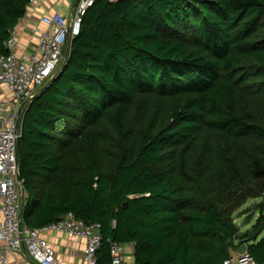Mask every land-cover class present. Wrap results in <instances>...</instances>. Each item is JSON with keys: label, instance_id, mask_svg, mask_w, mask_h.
Returning <instances> with one entry per match:
<instances>
[{"label": "trees", "instance_id": "16d2710c", "mask_svg": "<svg viewBox=\"0 0 264 264\" xmlns=\"http://www.w3.org/2000/svg\"><path fill=\"white\" fill-rule=\"evenodd\" d=\"M27 1L0 0V55ZM16 149L22 221L99 224L95 264L108 239L134 264H222L237 242L264 264V0H95Z\"/></svg>", "mask_w": 264, "mask_h": 264}, {"label": "built area", "instance_id": "2783aa9c", "mask_svg": "<svg viewBox=\"0 0 264 264\" xmlns=\"http://www.w3.org/2000/svg\"><path fill=\"white\" fill-rule=\"evenodd\" d=\"M38 0H28L27 5ZM95 0H78L75 7L63 16L55 12L41 17L45 29L38 35L33 54L15 56L12 46L16 30H10L4 42L7 54L0 55V84L10 94V100L0 101V264H12L11 254L25 250L36 264H62L54 250L43 237L45 231H55L67 237L84 241L82 259L85 264L96 263V251L102 243L99 224H84L67 214L62 220L42 228H31L22 221L25 192L18 181L17 141L21 135V117L27 106L56 77L66 59L70 41L80 32L86 11ZM116 2L118 0H107ZM67 43V44H66ZM110 264H124L123 257L128 245L106 240ZM131 248L133 245L130 244ZM222 264H253L245 251Z\"/></svg>", "mask_w": 264, "mask_h": 264}, {"label": "crops", "instance_id": "0c3cea01", "mask_svg": "<svg viewBox=\"0 0 264 264\" xmlns=\"http://www.w3.org/2000/svg\"><path fill=\"white\" fill-rule=\"evenodd\" d=\"M74 2L75 0H38L35 4L26 5L23 16L19 18L13 27L16 30V37L11 52L18 57L33 54L36 49L38 35L45 29V26L40 21L41 17L55 12L65 16L74 7ZM10 30H8V33H10ZM6 100H10V94L5 86L0 84V101ZM42 237L50 243L55 257L62 264H85L82 259L84 249V241L82 239L78 237L70 238L55 231H45L42 233ZM237 243L239 245V242ZM237 255V252L231 253L230 259L237 257ZM10 261L12 264H36L28 257L25 250L11 254ZM123 262L124 264H134L133 248L129 245L125 250Z\"/></svg>", "mask_w": 264, "mask_h": 264}, {"label": "rangeland", "instance_id": "374dc122", "mask_svg": "<svg viewBox=\"0 0 264 264\" xmlns=\"http://www.w3.org/2000/svg\"><path fill=\"white\" fill-rule=\"evenodd\" d=\"M257 202H259V200H249V201H248V202L242 207V209H245V208H247V207H249V206H250L251 208H253L252 205H254V204L257 203ZM246 216H247V213H245V214H241V215L235 217V219H236L235 221H236L237 225L240 226L241 231H244L245 229L250 228L251 225H252L253 222H254L255 217H256V215H255L254 218L250 221V223H243V220H244L245 218H247Z\"/></svg>", "mask_w": 264, "mask_h": 264}, {"label": "water", "instance_id": "95a60500", "mask_svg": "<svg viewBox=\"0 0 264 264\" xmlns=\"http://www.w3.org/2000/svg\"><path fill=\"white\" fill-rule=\"evenodd\" d=\"M77 1H78V0H75V2H74V7L76 6ZM66 44H67V43H66ZM56 76H57V75H56ZM17 180H18V181H21V177H20V175H18ZM125 205H126V203H123V204H122V206H125ZM254 238H256V236H254ZM245 251H246V244H239V247H238V249H237V253H238V254H242V253H244Z\"/></svg>", "mask_w": 264, "mask_h": 264}, {"label": "clouds", "instance_id": "9594fccd", "mask_svg": "<svg viewBox=\"0 0 264 264\" xmlns=\"http://www.w3.org/2000/svg\"><path fill=\"white\" fill-rule=\"evenodd\" d=\"M254 263V262H253Z\"/></svg>", "mask_w": 264, "mask_h": 264}]
</instances>
